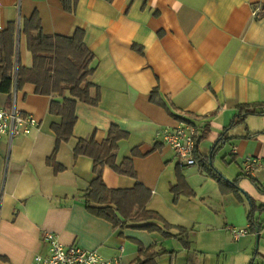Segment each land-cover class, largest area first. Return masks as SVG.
<instances>
[{
  "label": "crops",
  "instance_id": "0c3cea01",
  "mask_svg": "<svg viewBox=\"0 0 264 264\" xmlns=\"http://www.w3.org/2000/svg\"><path fill=\"white\" fill-rule=\"evenodd\" d=\"M263 4L79 0L68 13L60 0H0V31L33 12L44 34L71 36L82 28L94 54L89 79L99 92L96 105L77 102L72 138L61 142L51 158L56 137L50 125L60 116L49 112V104L61 103L62 97L36 94L30 83L17 91L16 107L34 115L38 126L11 140L0 138V264H32L36 255L47 254L46 231L104 258L121 254L124 264L149 247L157 253L156 264L264 263V193L259 190L264 189V114L245 113L258 112L264 104ZM255 7L261 8L258 16L252 15ZM16 43L20 64L29 67L32 55L21 33ZM154 88L165 106L151 101ZM90 93L94 96L95 89ZM10 105L11 96L0 92V108ZM237 115L243 120L224 134ZM181 121L203 127L193 166L179 165L175 153L155 137L160 127ZM112 125L127 132L117 142L116 164L130 158L134 176L105 165V186L143 184L150 192L146 209L174 226L165 230L170 236L141 228L144 222H123L119 214L123 223L115 227L85 207L82 195L94 177L93 160L74 156L73 147L79 138L101 142ZM247 155L263 166L250 177L242 175ZM207 156L224 179L236 180L238 189L207 174L202 165ZM55 164L63 169L55 170ZM250 198L261 206L254 213L260 224L257 249V232L251 233L248 221ZM228 226L248 233L234 238ZM180 254L185 259L176 263Z\"/></svg>",
  "mask_w": 264,
  "mask_h": 264
},
{
  "label": "trees",
  "instance_id": "16d2710c",
  "mask_svg": "<svg viewBox=\"0 0 264 264\" xmlns=\"http://www.w3.org/2000/svg\"><path fill=\"white\" fill-rule=\"evenodd\" d=\"M78 1L60 0L63 10L68 13H74ZM262 8L264 9V4ZM19 33L25 37L26 48L32 55V63L29 67L21 65L18 60L16 40ZM93 59L94 54L84 42V30L82 28H76L71 36L44 34L37 12H33L29 18L23 19L20 24L9 22L7 27L0 31V92L11 96L13 88L19 91L25 84L30 83L34 86V93L36 94H58L62 97L61 103L52 100L49 104V112L60 116L58 123L50 125V129L56 137L51 158L61 142H66L72 138V130L76 122L77 102L96 105L99 101L98 87L89 79L93 73L91 65ZM92 88L95 89L94 96H91L90 93ZM157 92L156 88L152 90L151 101L165 106V103L156 98ZM66 93L67 95H65ZM245 113L264 114V112H256L254 109H248ZM236 117L224 129V134L228 128H232L236 123L243 120V115ZM126 137L127 132L112 125L101 142H96L93 137L76 140L73 147L74 156L85 155L93 160L92 172L94 177L82 195L85 207L96 216L110 221L115 227L122 225L126 220L144 222L139 225L141 228L148 231H159L164 236H170L171 234L165 230L174 228V226L167 223L156 212L146 209L150 192L143 184L136 182L129 189H111L105 186L102 178L105 165L117 173L134 176L130 158H124L119 165L116 164L117 142ZM222 137L220 138L221 141ZM196 148L197 144L194 154ZM195 158L198 159L197 156ZM205 159L201 160L208 175L217 180L218 183L224 182L228 187L234 190L238 189L236 180L231 182L224 179L209 163L210 157L207 156ZM54 168L55 170L63 169L58 164H55ZM171 189L178 194V186H173ZM259 190L264 193V189L259 188ZM249 202L251 206L248 214L249 228L251 233H258L260 224L254 213L261 206H257L251 198ZM117 214L123 218V222ZM158 223L161 224V227ZM177 229L179 235H185L183 228L177 227ZM156 254L151 247L139 249V254L132 264H156ZM249 264L258 263L251 261Z\"/></svg>",
  "mask_w": 264,
  "mask_h": 264
},
{
  "label": "built area",
  "instance_id": "2783aa9c",
  "mask_svg": "<svg viewBox=\"0 0 264 264\" xmlns=\"http://www.w3.org/2000/svg\"><path fill=\"white\" fill-rule=\"evenodd\" d=\"M261 8L255 7L253 16H258ZM17 91H11V105L8 108H0V138L8 136L11 140L15 136L26 135L32 128L38 126V120L30 113H23L16 107ZM264 112V104L260 106ZM202 124H194L181 121L174 127H160L155 137L168 146L176 155L179 165H196L194 149L196 141L202 132ZM262 166L259 158L247 155L242 161V175L252 176ZM227 230L234 238L246 235V228L228 226ZM42 240L48 245V252L44 255H36L32 264H124L121 254L104 258L98 251L82 248L75 244H65L56 232L46 231ZM122 250V248H121Z\"/></svg>",
  "mask_w": 264,
  "mask_h": 264
},
{
  "label": "rangeland",
  "instance_id": "374dc122",
  "mask_svg": "<svg viewBox=\"0 0 264 264\" xmlns=\"http://www.w3.org/2000/svg\"><path fill=\"white\" fill-rule=\"evenodd\" d=\"M16 46H17V43H16ZM17 50V49H16ZM17 52V51H16ZM185 259V255L183 256L182 254H180V255H178L177 257H176V263H179L182 259Z\"/></svg>",
  "mask_w": 264,
  "mask_h": 264
},
{
  "label": "water",
  "instance_id": "95a60500",
  "mask_svg": "<svg viewBox=\"0 0 264 264\" xmlns=\"http://www.w3.org/2000/svg\"><path fill=\"white\" fill-rule=\"evenodd\" d=\"M258 233H257V235H256V243H255V249H257V247H258Z\"/></svg>",
  "mask_w": 264,
  "mask_h": 264
}]
</instances>
